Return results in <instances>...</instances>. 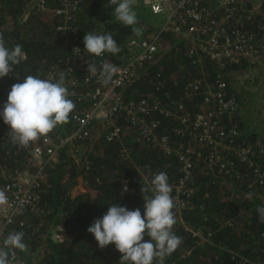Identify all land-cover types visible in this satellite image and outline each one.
Wrapping results in <instances>:
<instances>
[{"label":"built area","instance_id":"1","mask_svg":"<svg viewBox=\"0 0 264 264\" xmlns=\"http://www.w3.org/2000/svg\"><path fill=\"white\" fill-rule=\"evenodd\" d=\"M142 2L151 14L161 16L163 23L147 28L141 37H130L124 45L123 56L113 64L105 54L96 57L87 53L83 40L75 34L79 0L26 1L22 18L51 13L57 22L55 30L58 36L68 45V53L56 60L47 73V79L55 81L61 72H66L65 85L69 99L75 104L71 113L74 129L68 135H47L21 148L8 140L6 125L3 140L9 147L8 153H27L37 168L34 173L22 169L14 171L13 175L7 174L0 187L7 196V203L0 206V242L8 236V228L16 221L29 225L28 219L33 217L38 226L42 225L40 179L45 166L55 161L60 149L66 147L68 155L79 163L87 151L85 140L97 130L94 127L96 123L104 126L103 135L108 142L120 141L123 131L115 122L116 115H122L128 124L138 129L146 147L160 149L166 156L176 159L178 177L169 185L179 216L185 202L197 191L194 183L197 173L211 174L219 182L244 180L248 188L264 186V169L261 164L259 166V159L264 156V144L253 143L250 136L243 135L241 121H238V96L224 76L228 67H252L264 63V0ZM249 25H253L255 30ZM166 34L178 36L188 43L187 55L199 70L195 79L187 81L185 95L187 98L200 97L201 111L191 112L182 98H171L167 94L139 97L134 95L138 91L129 92L148 68L161 58V42ZM206 60L217 69L213 75L207 74ZM105 61L117 67V72L107 84L100 77V66ZM93 63L98 69L95 75L87 72L88 64ZM5 102L0 99V110ZM160 120L174 125L171 133L179 141H173ZM120 153L138 170L139 182L149 184L155 174L145 175L133 164L131 148L122 147ZM88 166V161L79 165L78 177H82L81 172L89 169ZM125 184L128 188L125 193H132L129 181L123 180L122 188ZM84 185L87 188L85 182ZM234 221V218L228 219V226H232ZM62 231L60 225L55 232L59 241L63 240ZM191 232L200 243H210L212 232L204 233L199 229ZM217 247L221 248L220 245ZM227 251L239 264L249 263L239 252ZM10 262L28 264L19 250H15ZM261 264H264V259Z\"/></svg>","mask_w":264,"mask_h":264},{"label":"trees","instance_id":"2","mask_svg":"<svg viewBox=\"0 0 264 264\" xmlns=\"http://www.w3.org/2000/svg\"><path fill=\"white\" fill-rule=\"evenodd\" d=\"M26 1L0 0V33L4 36L6 47L12 48L19 44L27 53V59L14 66V71L10 73L13 76L0 78V99L5 101L14 83L22 82L23 77L29 74L47 79V73L56 60L68 53V45L58 36L55 30L57 22L51 13L29 15L25 20L22 18ZM114 7L109 5L108 0H79L75 31L82 40L85 33L111 32L121 48L115 55L105 53L107 60L113 64L123 56L126 41L134 36L132 27L116 21ZM143 7L139 11L149 12ZM101 21L103 27L99 25ZM248 27L255 30L253 25ZM187 49L188 43L180 37L164 35L160 48L161 58L148 68L129 92L138 91L134 95L139 97L167 94L171 98H182L191 112L201 111L200 97L187 98L185 95L187 81L195 79L199 70L192 64ZM205 66L208 75L217 72L210 61L206 60ZM243 67L247 66L228 67L224 72L225 78L230 80V75ZM115 122L123 131L120 141L108 142L103 135L104 126L96 123L94 127L97 130L85 140L87 151L79 163L63 147L58 151L55 161L45 166L40 179L42 225L38 226L37 221L30 217L29 225L21 224L19 220L8 228L9 233H24L26 250L31 253L44 245L38 253V262L27 258L25 250H19L28 264H119L121 254L115 246L110 244L103 249L99 248L87 228L94 219L106 213L108 205L113 202L129 210L139 208L143 214L144 201L140 191L143 184L138 180V170L121 156L122 147L131 148L133 164L145 175L165 172L169 183L177 179L178 165L174 156H166L160 149L146 147L138 135V129L128 124L122 115H116ZM173 127L163 123V129L172 137ZM6 128L0 118V187L6 180L5 171L12 175L14 171L22 169L32 173L36 171L27 153H8L9 147L3 140ZM73 129L70 114L67 124L57 126L48 135H68ZM174 140L179 141L173 137ZM249 140L255 143L254 138L249 137ZM85 161L90 166L81 175L87 188L93 192L71 197L80 174L78 167L84 165ZM260 164L264 169V156L259 159ZM194 178L197 191L185 202L181 216L176 207L173 209L176 219L173 231L182 238V243L166 257L164 264H239L227 250L239 252L241 257H246L249 263L245 264H261L264 259V223L260 222L256 209L264 206V186L248 188L244 180L225 179V182H219L217 177L206 173H197ZM123 180L129 181L132 193L122 192ZM249 193L252 194L250 198ZM231 218L235 221L232 226H228L227 220ZM60 225L63 228V240L54 242L47 237V232H57ZM198 229L204 233L212 232L210 243H200L192 235L191 231ZM149 239L145 236L146 241Z\"/></svg>","mask_w":264,"mask_h":264},{"label":"clouds","instance_id":"3","mask_svg":"<svg viewBox=\"0 0 264 264\" xmlns=\"http://www.w3.org/2000/svg\"><path fill=\"white\" fill-rule=\"evenodd\" d=\"M108 3L115 6L116 21L132 27L137 36L141 35V30L134 27L139 22L135 11L137 0H108ZM83 44L84 50L96 57H102L105 53L115 55L121 51L111 32L85 33ZM26 59L27 53L22 46L17 44L12 48L6 47L4 36L0 33V78L13 76L10 73L14 71V66ZM97 71L95 63L88 64L87 72L95 75ZM116 72L115 65L103 62L100 66L101 81L107 84ZM65 75L66 72H61L59 78L53 81L29 74L23 77L22 82L11 86L0 110V118L8 126L7 137L11 144L26 148L41 137H47L57 126L69 122L75 104L69 99ZM122 189V192L128 191L127 185ZM140 191L144 201L143 214L139 208L129 210L113 202L108 205L106 213L94 219L87 231L94 236L99 248L103 249L110 244L115 246L121 254L119 264H164L166 257L182 243V238L173 231L176 224L173 211L175 203L167 174H155ZM251 195L248 194L249 198ZM6 203V193L0 189V206ZM256 211L260 222L264 223V206H258ZM145 236L150 239L146 241ZM26 247L23 232H10L0 242V264H11L10 257H14L15 250L24 251Z\"/></svg>","mask_w":264,"mask_h":264},{"label":"rangeland","instance_id":"4","mask_svg":"<svg viewBox=\"0 0 264 264\" xmlns=\"http://www.w3.org/2000/svg\"><path fill=\"white\" fill-rule=\"evenodd\" d=\"M142 1L143 0H137V4L135 5V11L137 12V19L139 22L134 27L141 30V35L137 36L134 34L135 37H141L147 28H155L163 23V18L161 16L153 15L146 10L139 11L140 8L144 9ZM99 25L103 27V22L101 21ZM230 83L231 88L239 99L240 110L238 117L240 120L238 119V121H241L242 128L243 126L244 129L245 127L250 128L255 136H252L251 132H248V135L245 131H243V135L250 136L254 138V141L263 142L262 144H264V139L262 140V138H264V63L247 67L242 72H237L232 75ZM242 107L245 111L248 109L243 116ZM79 146H81V144ZM71 195L73 197L77 196L73 194V191ZM50 231L51 230H49L47 234ZM43 236H45V234ZM42 246L44 245H41V247L33 253L29 250L25 251V256L28 258L29 255L32 261L38 262L40 259L38 253L41 251Z\"/></svg>","mask_w":264,"mask_h":264},{"label":"crops","instance_id":"5","mask_svg":"<svg viewBox=\"0 0 264 264\" xmlns=\"http://www.w3.org/2000/svg\"><path fill=\"white\" fill-rule=\"evenodd\" d=\"M247 110H248V109H247ZM247 110H246V111H247ZM246 111H245V110L243 109V107H242V116H243V114H244ZM242 130L245 131L247 134H249L248 132H251V134L254 136V132L252 133V131L250 130V128L245 127V129H244V126H243ZM263 139H264V138H262V140H263ZM259 140H261V139H259ZM91 192H93V191L88 190V189L85 187L82 177H78V178H77V186L74 188V190H73V194H75V195L78 196V195H82V194H84V193H91Z\"/></svg>","mask_w":264,"mask_h":264},{"label":"water","instance_id":"6","mask_svg":"<svg viewBox=\"0 0 264 264\" xmlns=\"http://www.w3.org/2000/svg\"><path fill=\"white\" fill-rule=\"evenodd\" d=\"M70 196H72L70 194ZM47 237H50L54 242H57V239H56V234L54 231H50L48 234H47Z\"/></svg>","mask_w":264,"mask_h":264}]
</instances>
